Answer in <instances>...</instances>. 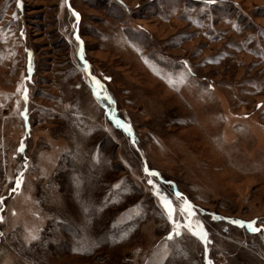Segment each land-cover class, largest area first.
<instances>
[{"label": "rangeland", "instance_id": "1", "mask_svg": "<svg viewBox=\"0 0 264 264\" xmlns=\"http://www.w3.org/2000/svg\"><path fill=\"white\" fill-rule=\"evenodd\" d=\"M0 264H264V0H0Z\"/></svg>", "mask_w": 264, "mask_h": 264}, {"label": "snow or ice", "instance_id": "2", "mask_svg": "<svg viewBox=\"0 0 264 264\" xmlns=\"http://www.w3.org/2000/svg\"><path fill=\"white\" fill-rule=\"evenodd\" d=\"M242 226H243V225H242ZM248 226H249L250 228H252V230H253V231H259V229H257V228H255V227H253V225H251V224H250V225H248Z\"/></svg>", "mask_w": 264, "mask_h": 264}]
</instances>
